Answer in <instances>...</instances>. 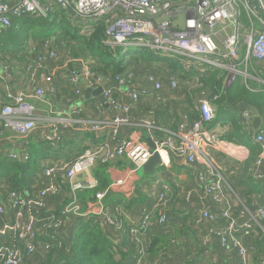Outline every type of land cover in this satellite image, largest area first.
I'll list each match as a JSON object with an SVG mask.
<instances>
[{"label":"built area","instance_id":"1","mask_svg":"<svg viewBox=\"0 0 264 264\" xmlns=\"http://www.w3.org/2000/svg\"><path fill=\"white\" fill-rule=\"evenodd\" d=\"M57 10L65 12L74 27L89 30L88 37L100 21H105L107 30L103 43L106 46L133 48L134 53L150 50L163 60L160 61L161 69L169 66V71L160 78L155 73L158 69L155 66L154 70L146 71L137 84L140 72L133 67L116 75V85H111L114 75L95 72L88 59L69 58V67L75 64L70 69V83L74 86L84 84L76 94L84 93V89L101 87L100 107L104 108L107 102L117 114L110 122L52 117L47 120V130L40 137L39 144L46 143L56 150L64 129L80 125L94 133L110 127L114 145L91 146L74 160L46 159L41 163L40 171L32 177L33 187L28 191L11 189L0 183V264H24L38 255L45 258L53 248L63 250L69 240L65 228L72 226V221L75 225L95 217L96 220L100 218L101 227L125 229L124 222L105 214L107 192H98L95 203L83 206L78 200V191L98 188L99 183L93 178L92 171L101 163L124 158L137 169H142L149 161L154 150L148 144L121 138V129L132 125V117L130 103L118 98V94L123 88H131L124 95L131 102H139L163 92L165 85L170 92H181L185 88L189 95H195L196 113L183 114L175 132L162 130V137L155 138L162 164H165L164 156L169 154L184 158L189 164H200L202 169L196 173L197 186L220 208V212L203 210L196 217V224H208V230L218 238L221 248H247L248 238L264 232V203L253 213L244 210L242 215H246V222L239 226L235 206L243 201L233 194L224 170L212 152L245 162L251 158L250 149L234 140L222 139L219 131L210 127L218 114L212 99L219 103L220 97L213 94L202 79L216 70H223L228 73L226 89L236 82L238 76L247 86L250 70L256 72L254 62L264 65V0H0V35L12 28L15 19L49 18ZM30 48L31 52L23 56V74L30 86V94L14 92L7 85L6 103L0 106V149L3 144H12L14 139V142L16 139L21 142L13 149L0 150V155L21 163L29 162L31 142L37 139V132L43 126L35 102L44 103L49 115L55 113L54 103L47 99L48 90L40 82L48 85L51 94L58 92L48 68L58 59L59 45L51 39H44ZM172 66L180 68L172 71ZM12 78L13 66L8 63L0 79L11 82ZM234 110L238 113V121L251 135L252 143L263 148L252 165V174L258 184L264 186V171H261L264 165V117L256 129L254 114L247 103H240ZM150 128L156 129L155 125ZM78 176H88L89 180L75 183ZM194 192L192 189L186 193V202H191ZM261 194L264 199V192ZM161 198L166 200L165 193ZM51 200H57L55 204L57 207L62 205L61 209L52 208ZM166 221L167 214H163L159 224ZM127 229L128 242H137L143 233L151 230L149 215L140 225L130 223ZM145 253L144 250L140 252L136 264H147L148 260L143 259ZM241 255L243 264H248L246 251L243 250Z\"/></svg>","mask_w":264,"mask_h":264},{"label":"crops","instance_id":"2","mask_svg":"<svg viewBox=\"0 0 264 264\" xmlns=\"http://www.w3.org/2000/svg\"><path fill=\"white\" fill-rule=\"evenodd\" d=\"M29 50L31 51L30 47L21 54L23 64L25 62L23 56L26 55L25 53H28ZM32 58L35 60V57ZM11 59L8 52H0V74L4 66L8 64V61ZM74 59L79 58L74 57ZM68 60L67 58H58L50 63V67L48 68V73L53 76L54 85L58 90L55 95L51 94L45 82H40V84L48 90L47 99L54 103L55 113L53 116L51 114L49 115L45 109L48 107L44 103L35 102L37 115L43 120V126L37 132V141L43 135L44 131L47 130V120L52 117L55 119L71 118L80 122L87 120L110 122L117 114V111L109 106L101 108L99 105L101 101L100 97L90 100L85 99L87 89H84V93L80 95L76 94V90L79 87L83 89L84 84L74 86L70 83V67ZM260 64L261 63L254 62V65L258 66L259 70L251 73L250 82H252V84H247V87L251 93L257 96L260 94L259 96L261 98L259 103L262 104L264 109V65L261 64L262 67ZM11 65L13 66V78L11 82H5L0 79V106L6 103L5 87L7 85L14 92L22 91L25 94H30L31 92L30 86L27 84L23 74L24 70H22V67L24 65H22V67L14 65V59ZM165 70H167V68H162L161 70L157 69L155 73L161 78L164 77V73L168 72ZM219 71V77L225 74V84L228 73L223 70ZM143 77L144 75L142 76L139 74L136 83L138 84V81L143 79ZM210 77L211 76L205 78ZM241 84L244 85L242 82ZM130 89L131 88H123L120 90L122 92L118 94V98L131 105L132 125L121 129L120 135L122 139L149 145V142H154L156 137H162V130L175 132L177 130V123L183 114L196 113L195 95H189L187 90L170 92L167 85H165L163 92L158 95L141 99L139 102H131L130 99L124 95V92ZM211 92L215 94L214 91ZM197 94L198 93H196V95ZM212 102L217 106L219 114L221 98L219 103H216L213 99ZM234 109L235 107L228 109L232 115L236 112ZM260 116L262 118L264 117V110ZM231 119L232 117L220 121L218 124L215 123L216 125L213 124L210 127L219 131L222 139L227 140V138L223 137L231 138L235 131L231 124ZM255 120L256 117L254 116V125ZM150 125H155L156 129H151ZM246 135L252 139L251 135L247 133ZM232 138L235 139V137ZM14 140L10 145L3 144V147L0 149L1 152L13 149L17 144H21L17 139L15 142ZM105 143L114 145L113 132L110 127L103 128L94 133L77 125L68 130L64 129L61 143L56 150H52L46 143L42 146H44V148L47 147L46 149L49 148V152L57 151L55 158L74 160L81 156L85 150L91 146ZM112 148H114V146H112ZM212 155L219 165L222 166L226 180L233 189V194L246 203V184H249L250 180L253 178L252 162L250 159L245 162H238L217 151H213ZM164 159L165 164L158 166L153 176L141 175L140 171L142 169H137L132 162L124 158L110 161L109 163L111 165L106 169L109 174L108 179L110 184L109 187L105 189L106 191L104 190V192H107L106 198L104 199L106 207L105 214L116 221L124 222L125 229L119 231L116 228L108 226H104L103 229L116 245L125 248L126 253L129 255L127 263L136 264L141 252L140 250L143 249L146 252L143 259L149 260L150 264H242L238 254L235 255V253L221 250L217 241L208 236V224L198 225L195 222L196 217L203 210H211L216 213L220 212V208L202 192L199 186H197L196 173L202 169V166L200 164H189L184 158H180L174 154L165 155ZM100 165L93 169L92 175L98 170ZM88 180V176H78L74 179V182L84 183ZM119 182H122V184L120 185ZM0 183L10 187L6 180H1ZM32 187L33 185H31L28 190ZM192 189H194L195 192L191 202L188 203L186 202L185 196L186 193ZM111 192L115 194L114 203L110 206H106V201L109 200V193ZM163 193H165L166 196L165 201H162L161 198ZM65 195H68V193ZM65 197L66 196H64V198ZM250 199L251 203L247 204L252 210H256L257 207L264 203L262 194H253ZM66 200L67 199H65V203H67ZM135 201L137 202L136 205L132 208H128V205ZM51 202L52 208L57 210L61 209L62 205L57 207V204H55L57 200H51ZM95 202L96 200L94 202H87L86 205ZM235 209L237 211V204ZM163 214H167V221L165 224L161 225L159 224V219ZM146 215L150 217L151 230L147 233H143L138 238L137 242L129 243L128 225L130 223L140 225L142 219H144ZM97 220H99L98 223L101 224L100 218ZM239 221L240 225L246 222L244 218H240ZM75 230L76 226L68 225L65 228L66 237L68 238ZM261 234H264V232H261ZM156 235L171 237L173 239L171 248L157 257H148L147 251L152 243L153 237ZM249 239L250 240H247V242L250 241V246L253 248L251 264H259V258L262 255L261 252H263L260 248H264V238L262 239L261 236H258L257 238Z\"/></svg>","mask_w":264,"mask_h":264},{"label":"trees","instance_id":"3","mask_svg":"<svg viewBox=\"0 0 264 264\" xmlns=\"http://www.w3.org/2000/svg\"><path fill=\"white\" fill-rule=\"evenodd\" d=\"M59 29L62 31L61 37L63 35L66 38L80 40L82 42L81 48L83 50L85 48L87 49H85L87 55L84 57H86V60L88 59L89 64L95 72L105 76H112L118 72L124 73L127 71V54L123 55L121 60H118L120 54L115 52V48L106 46L103 43V40L106 38L107 30V24L105 21H100L99 24L94 27L90 37L80 36V29L74 27L68 21L65 12L61 10H57L49 18L25 17L15 19L12 28L0 35V52L10 53L13 48H9V42L22 39L25 43V41L32 36L51 39L52 42L56 43L59 38V35L57 34ZM51 30L54 33L52 35H47ZM27 49L28 48L26 47L25 51H27ZM132 54L149 62L163 61L159 55L150 50H141ZM10 57L12 59L9 60L8 63L11 64L14 57L12 54ZM171 68L172 71H176L180 67L172 66ZM253 68L255 71L259 70L258 66H255L254 64ZM250 71L253 73V70ZM219 74L220 71L216 70L211 74L210 78H203L202 80L206 87H210L214 93L221 98L220 113L227 111L231 107L234 108L243 102L256 107L260 114L263 113V106L259 103L261 98L259 96L260 94L257 96L256 94L251 93L246 85H242L241 82L238 81H236L229 89H224L225 74H222V77H219ZM250 84H252V82H249L248 85ZM231 124L235 129L234 134L232 135L235 139L232 137L223 138L234 140L237 144L248 147L251 151L250 161L255 159V157L257 158V154L262 152L263 148L260 145H253L252 142L249 146L245 145L244 142H250L251 139L247 137V132L244 126L238 122L237 112L233 113ZM46 148L39 144V140L32 141L30 145V160L27 163L14 162L0 155V181H8L11 189L28 191L29 187L33 184L32 177L41 169V163L50 157H55L57 153V151L49 152V148ZM110 165V163H101L98 170L93 173V178L99 183L97 189H82L78 192V200L83 206H87V202H94L96 200V194L98 192H104V190L109 187V174L106 169ZM246 188L248 204L251 203L250 197L253 194H261L264 192V186L258 184L254 178L250 180L249 184H246ZM114 196L115 194L113 192L109 193V200L106 201V206H110L114 203ZM66 202H68V200H66ZM136 203L137 202L135 201L129 204L128 208L134 207ZM72 225H74L73 221ZM74 226H76V230L75 232H72L71 236H69L71 239L66 243L67 248L65 247L63 250L53 248L48 254L46 261L42 264H128L127 259L129 255L126 253L125 248L116 245L112 241L103 227L99 225L95 217L90 218L87 221H80ZM172 240L173 239L169 236H154L147 251V256L157 257L162 253H165L171 248ZM25 264L37 263H35L34 260H30L26 261Z\"/></svg>","mask_w":264,"mask_h":264},{"label":"rangeland","instance_id":"4","mask_svg":"<svg viewBox=\"0 0 264 264\" xmlns=\"http://www.w3.org/2000/svg\"><path fill=\"white\" fill-rule=\"evenodd\" d=\"M54 32L51 30L47 33V35H52ZM61 29H59L58 31V35H59V38L57 39V44L59 45V53H58V58L59 59H66L67 60L70 58V57H75V58H84L86 59V56L87 55V49L83 50L81 48V41L80 40H73V39H69V38H66L62 35L61 37ZM80 36H88L89 34V30H82L80 29ZM45 38H37V37H30L29 39H27L24 43V41L22 39H19L17 41H14V42H9L8 46L9 48H13L12 51H10V55L12 54V56L14 57V65L16 66H21L24 65L23 64V61H22V57H21V54H23V52L25 51L26 47L29 48L30 46L32 45H39L42 40H44ZM64 40V41H62ZM74 42V43H73ZM24 43V44H23ZM23 44V45H22ZM30 44V45H29ZM22 45V46H21ZM115 52H117L118 54H120L118 56V60H121L123 55L127 54L126 55V58H127V68L128 69H131V68H135V71H139L141 75H144L146 73V71H151V70H154L155 69V66L158 67V69L160 68L161 69V66H162V63L161 62H156L155 64H153V62H149V61H146L140 57H137V55H133L132 53H134V49L133 48H126V47H115ZM31 51H28V53H30ZM130 53V54H129ZM26 54V53H25ZM89 63V62H88ZM160 63V64H159ZM75 66V64H70V69H73V67ZM166 68H169V66H165ZM127 69V70H128ZM22 70H24V67H22ZM165 71H169V70H165ZM242 79L240 76L237 77V80L238 82H240ZM209 90L213 91L210 87H208ZM186 90L185 88L183 89V91ZM232 117V113L227 110L223 113H219L216 117H215V120H214V123L211 124V126L215 123H219L220 121H223L225 119H228ZM216 125V124H215ZM252 140L250 142H244L245 145L249 146L251 144ZM256 159V157H255ZM255 159H253L251 162L252 164L255 162ZM140 174L143 175V170L140 171ZM248 202H242V204H238V209L236 211L235 209V216L238 220V225L240 226V218H244L246 220V215H242V212L244 210H248L249 212L253 213L255 212V210H252L249 205L247 204ZM208 236L209 237H212L214 238L216 241H217V244L219 245L218 243V238L210 233V231L208 230ZM258 236H261V238L263 239L264 238V234H261V232H259L255 237H251V239L253 238H257ZM69 239H71V237H69ZM247 240H250L249 238ZM246 240V246L247 248H220L221 250L223 251H226V252H231V253H235V255L238 254V256L240 257V259L242 258V251L245 250L246 251V254H247V257L249 259L248 261V264H251V261H252V251H253V248L252 246H250V241L247 242ZM220 246V245H219ZM221 247V246H220ZM67 248V247H66ZM261 251V256L259 258V264H261V262L264 260V248H260ZM143 249H141L140 251H142ZM249 253V255H248ZM48 255H46L45 258L42 257V255H38L34 258V262L37 263V264H42L43 262L46 261V258H47ZM243 259V258H242ZM242 262V260H241ZM244 262V260H243ZM242 262V264H243ZM247 262V260H246ZM25 264V263H24ZM147 264H150V261L148 260Z\"/></svg>","mask_w":264,"mask_h":264},{"label":"water","instance_id":"5","mask_svg":"<svg viewBox=\"0 0 264 264\" xmlns=\"http://www.w3.org/2000/svg\"><path fill=\"white\" fill-rule=\"evenodd\" d=\"M119 74H120L119 72L114 74L111 85H116L115 76L119 75ZM102 94H103V88H101V87L97 88L95 90L87 89L85 99L90 100L92 98L100 97ZM105 106H109L107 102H105ZM251 111L254 114V116L256 117L254 126L257 129L262 124V118H261L260 112L258 111L257 108L251 106ZM149 145H150L151 149L154 150V154L149 159V161L142 167L144 176H153L155 171H156V168L162 164V157H161L160 153L156 151L155 143L153 141H150ZM261 171H264V165L262 166Z\"/></svg>","mask_w":264,"mask_h":264}]
</instances>
